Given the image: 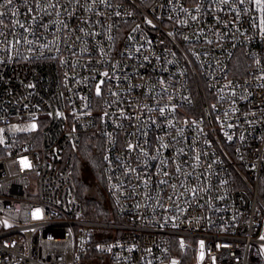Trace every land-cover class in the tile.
I'll list each match as a JSON object with an SVG mask.
<instances>
[{
	"label": "built area",
	"instance_id": "obj_1",
	"mask_svg": "<svg viewBox=\"0 0 264 264\" xmlns=\"http://www.w3.org/2000/svg\"><path fill=\"white\" fill-rule=\"evenodd\" d=\"M90 134L109 221L77 199ZM262 238L264 0H0V264H264Z\"/></svg>",
	"mask_w": 264,
	"mask_h": 264
},
{
	"label": "trees",
	"instance_id": "obj_2",
	"mask_svg": "<svg viewBox=\"0 0 264 264\" xmlns=\"http://www.w3.org/2000/svg\"><path fill=\"white\" fill-rule=\"evenodd\" d=\"M73 178L85 218L109 221L115 217L107 196L103 173V143L100 137L91 134L83 137L76 156Z\"/></svg>",
	"mask_w": 264,
	"mask_h": 264
},
{
	"label": "snow or ice",
	"instance_id": "obj_3",
	"mask_svg": "<svg viewBox=\"0 0 264 264\" xmlns=\"http://www.w3.org/2000/svg\"><path fill=\"white\" fill-rule=\"evenodd\" d=\"M8 2L11 3V0H8ZM33 127H35V125H33ZM38 211H39V209L35 210L33 215L35 216V213L38 212ZM262 239H264V238H262Z\"/></svg>",
	"mask_w": 264,
	"mask_h": 264
}]
</instances>
